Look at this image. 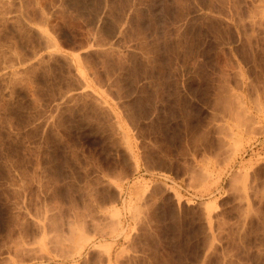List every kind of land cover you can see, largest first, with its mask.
<instances>
[{
  "label": "rangeland",
  "instance_id": "1",
  "mask_svg": "<svg viewBox=\"0 0 264 264\" xmlns=\"http://www.w3.org/2000/svg\"><path fill=\"white\" fill-rule=\"evenodd\" d=\"M0 264H264V0H0Z\"/></svg>",
  "mask_w": 264,
  "mask_h": 264
}]
</instances>
